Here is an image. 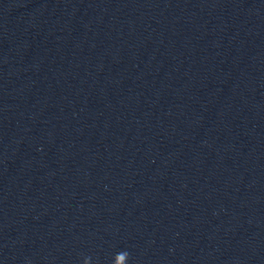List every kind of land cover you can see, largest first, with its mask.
<instances>
[{
  "label": "clouds",
  "instance_id": "9594fccd",
  "mask_svg": "<svg viewBox=\"0 0 264 264\" xmlns=\"http://www.w3.org/2000/svg\"><path fill=\"white\" fill-rule=\"evenodd\" d=\"M130 253L127 250H120L115 253L111 264H128ZM84 264H90V258H86Z\"/></svg>",
  "mask_w": 264,
  "mask_h": 264
}]
</instances>
